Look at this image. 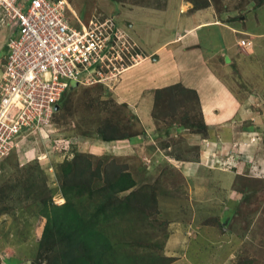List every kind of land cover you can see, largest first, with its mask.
I'll use <instances>...</instances> for the list:
<instances>
[{
	"label": "rangeland",
	"instance_id": "374dc122",
	"mask_svg": "<svg viewBox=\"0 0 264 264\" xmlns=\"http://www.w3.org/2000/svg\"><path fill=\"white\" fill-rule=\"evenodd\" d=\"M182 1L218 26L201 30L199 38L204 56L217 53L213 70L239 100L237 118L224 125L251 130L199 164V146L181 135L185 130L204 138L208 129L202 130L197 92L196 98L178 83L160 97L157 111L153 106L157 130L144 142L132 108L113 94L129 67L157 59L146 48L182 26L176 0H67L73 26L77 18L114 17L136 61H128L133 64L109 86L71 89L46 131L25 134L0 161V264H54L68 242L54 233L44 240L43 230L46 214L66 196L80 214H117L98 221L112 244L104 264H118V256L129 264H264V0ZM136 19L143 44L129 34ZM13 28L0 8V73ZM152 148L153 159L143 154ZM126 172L133 183L118 191L113 185L122 186ZM41 243L48 251L40 250Z\"/></svg>",
	"mask_w": 264,
	"mask_h": 264
},
{
	"label": "built area",
	"instance_id": "2783aa9c",
	"mask_svg": "<svg viewBox=\"0 0 264 264\" xmlns=\"http://www.w3.org/2000/svg\"><path fill=\"white\" fill-rule=\"evenodd\" d=\"M0 8L14 21L0 73L2 161L19 138L46 131L67 92L109 86L136 59L112 16L73 26L67 0H0Z\"/></svg>",
	"mask_w": 264,
	"mask_h": 264
},
{
	"label": "crops",
	"instance_id": "0c3cea01",
	"mask_svg": "<svg viewBox=\"0 0 264 264\" xmlns=\"http://www.w3.org/2000/svg\"><path fill=\"white\" fill-rule=\"evenodd\" d=\"M169 3L173 2H166V7L169 6ZM175 3L177 18L181 20L182 26L166 41L154 44L155 46L150 49L145 46L148 50L147 54H156L157 59L152 61L145 58L140 64L129 67L123 73L113 95L120 102H125L132 108L145 131L143 140L149 142V137L157 130V123L152 117L155 91L178 83L195 90L199 96L208 135L203 138L197 133H189L185 130L180 135H184L185 141H192L199 146V164L204 165L205 159L211 156L216 147L228 149L230 144L240 139V133H245V130L251 129L232 131L228 127L231 123L226 124L227 121L237 118L239 100L236 93L231 90L229 83L220 78L213 70L214 60L212 58L217 53L204 56L205 45L202 46V41L199 38L201 30L218 27L216 22L211 17L204 18L206 14L199 10L189 11L191 6L188 2L176 0ZM146 9L150 11L148 12L150 14L158 11L157 9ZM133 11L137 12L139 9ZM141 11H145V9L142 8ZM131 22L129 34L143 44V38L137 32L141 24L137 19ZM169 45H176V47L167 51ZM235 46L236 48H234L237 49L236 42ZM228 49L233 50L231 44ZM144 54L146 55V53ZM175 57H178L177 62ZM168 60H171L173 64L169 66L167 63V65ZM224 123L228 126H225ZM134 145L138 144L135 143ZM146 145L148 144H144V146ZM155 152L156 149L152 148L150 152L143 154L153 159Z\"/></svg>",
	"mask_w": 264,
	"mask_h": 264
},
{
	"label": "trees",
	"instance_id": "16d2710c",
	"mask_svg": "<svg viewBox=\"0 0 264 264\" xmlns=\"http://www.w3.org/2000/svg\"><path fill=\"white\" fill-rule=\"evenodd\" d=\"M176 86L177 84H175V86L170 85L155 91V111H157L164 102V100L161 103L158 102L160 97L164 99L167 94L166 92L172 90V87ZM179 88L185 90L183 87ZM187 90L192 91L197 98L195 91L190 89ZM202 130L203 132L207 130L204 124L202 125ZM120 178L122 186L113 185V188H118V191H123L133 183L131 175L127 172L122 173ZM100 216L114 218L117 214L115 215L110 211L107 213L106 210L102 209L92 214H80L77 208H75V204H73L67 196L63 204L53 206L50 209L49 213L46 214L43 239L47 236H52L54 233V235L62 237L68 242L67 247L63 248V250L58 253V257L55 259L54 264H104L106 253L109 252L112 254L113 252L109 238L98 224ZM40 250L45 252L48 251L47 248H42V243L40 244ZM118 257L122 259L120 262L117 261L118 264H129L125 256Z\"/></svg>",
	"mask_w": 264,
	"mask_h": 264
}]
</instances>
